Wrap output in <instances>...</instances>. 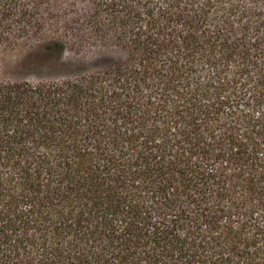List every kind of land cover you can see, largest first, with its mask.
Returning <instances> with one entry per match:
<instances>
[{"label":"trees","instance_id":"1","mask_svg":"<svg viewBox=\"0 0 264 264\" xmlns=\"http://www.w3.org/2000/svg\"><path fill=\"white\" fill-rule=\"evenodd\" d=\"M36 35L121 56L0 80V264H264V0H0Z\"/></svg>","mask_w":264,"mask_h":264},{"label":"rangeland","instance_id":"2","mask_svg":"<svg viewBox=\"0 0 264 264\" xmlns=\"http://www.w3.org/2000/svg\"><path fill=\"white\" fill-rule=\"evenodd\" d=\"M41 41L36 35L21 40L14 48L0 45V80L47 81L72 75L82 65L93 66L99 57L121 56L115 48L91 41H72L62 55H56L46 52Z\"/></svg>","mask_w":264,"mask_h":264}]
</instances>
